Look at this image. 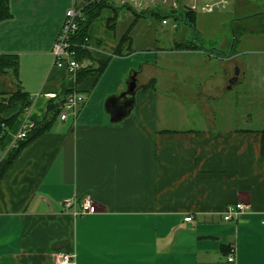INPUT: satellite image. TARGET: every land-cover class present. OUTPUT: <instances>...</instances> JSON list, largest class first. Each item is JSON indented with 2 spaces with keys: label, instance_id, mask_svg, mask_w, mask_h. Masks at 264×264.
<instances>
[{
  "label": "crops",
  "instance_id": "crops-1",
  "mask_svg": "<svg viewBox=\"0 0 264 264\" xmlns=\"http://www.w3.org/2000/svg\"><path fill=\"white\" fill-rule=\"evenodd\" d=\"M77 2L8 0L0 54L17 56L19 81L0 75V100L20 86L32 104L0 151L13 146L25 121L43 119L44 94L60 93L66 72L53 65L51 48ZM106 2L87 27L91 60L83 63L106 66L76 85L85 97L76 118H56L0 178V264H54L60 252L74 254L76 264H264V126L217 127L207 107L219 103L225 85L221 58L238 57L241 46L226 54L202 45L216 11L196 12L193 32L183 22L152 27L127 0ZM125 34L129 52L117 55ZM192 39L191 47L179 46ZM175 65L185 75L179 81ZM131 79L130 112L112 122L105 103ZM151 80L154 87H147ZM86 194L95 213L73 217L64 210V200ZM236 202L246 210L236 221L223 220L224 207ZM231 246L234 262L226 259Z\"/></svg>",
  "mask_w": 264,
  "mask_h": 264
},
{
  "label": "rangeland",
  "instance_id": "rangeland-1",
  "mask_svg": "<svg viewBox=\"0 0 264 264\" xmlns=\"http://www.w3.org/2000/svg\"><path fill=\"white\" fill-rule=\"evenodd\" d=\"M218 11V12H217ZM264 11V0H233L225 8L216 10L213 15L218 17L205 27L201 34L202 45L211 51L214 48L229 53L232 47L231 27L241 25L244 31L238 37L234 49H241V55L224 62L221 58L220 71L225 77V85L219 92L218 104L207 106L212 108L213 118L217 127H260L264 126V34L251 32L256 30V19L252 14ZM200 14L196 15L199 17ZM150 25L159 28L161 19L159 15H147ZM200 18V17H199ZM184 26V25H181ZM143 27H141L142 29ZM240 38L248 40L240 42ZM163 43V40H160ZM245 47V48H244ZM250 50L261 52L247 53ZM245 50L246 52H242ZM213 54H216L214 51ZM247 62V64L243 63ZM219 63V62H217ZM217 63L215 66H217ZM220 64V63H219ZM190 66L192 62L189 63ZM238 66L240 72L237 81L227 88V80L233 75L234 68ZM178 80L185 78L184 72L176 65ZM193 69L190 68V71ZM187 79V78H186ZM192 83V81H190ZM227 84V85H226Z\"/></svg>",
  "mask_w": 264,
  "mask_h": 264
},
{
  "label": "trees",
  "instance_id": "trees-1",
  "mask_svg": "<svg viewBox=\"0 0 264 264\" xmlns=\"http://www.w3.org/2000/svg\"><path fill=\"white\" fill-rule=\"evenodd\" d=\"M107 5L108 3L106 2V0H78L76 4V6L80 8L81 16L77 21V31L71 36L70 39L72 42V46L74 47L76 52V60L81 64V68L78 70L75 79L76 85L83 79L85 75L92 72L99 74L106 66V61L98 62L97 66L94 68L91 64L84 65L83 63L91 60L88 51L85 47V45H87V27L93 21V19H95L99 15L101 9ZM135 13L140 16L157 14L160 18L170 17L171 15L168 13L162 15L158 11H155L153 9L142 10L138 12L135 11ZM9 15L10 12L8 7V0H0V21L9 17ZM251 16L258 19L256 21V30H253L251 32L264 34V11H258L252 14ZM195 18L196 13L188 12L186 13V19L183 21V23L187 25L191 30H193V32L195 29ZM243 31L244 28L240 24L236 27H231L233 51L234 46L238 41V37L240 36V34H242ZM191 42H193V39L185 42V44H179V46L188 48L191 47L189 46ZM129 49L130 37L125 34L121 37L119 43L117 44L115 48V54H127L129 52ZM5 74H9L14 82L19 81L17 56L10 54H0V75ZM146 86L154 87L153 80H151V84H147ZM69 87H71V81L66 76V80L62 85V89L59 93L58 98L50 99L48 101L43 119L38 123H34V127L28 131L25 139L17 140L12 147L5 151L4 157L0 161V178L2 177L3 173L10 165L12 160L16 157L20 149L27 142L31 141L39 134L45 132L55 121V119L58 118L61 101L63 99L64 94L69 90ZM31 104L32 98L20 86L14 92L6 94L4 100H0V144L7 135L8 131L11 129L17 116L20 113L27 111L30 108Z\"/></svg>",
  "mask_w": 264,
  "mask_h": 264
},
{
  "label": "built area",
  "instance_id": "built-area-1",
  "mask_svg": "<svg viewBox=\"0 0 264 264\" xmlns=\"http://www.w3.org/2000/svg\"><path fill=\"white\" fill-rule=\"evenodd\" d=\"M127 2L132 8H135L138 11L163 9L164 14H171L170 17H172V20L169 22L168 17H163L161 22L163 24H169L172 29H175L179 23L186 19V13H210L225 8L230 4L231 0H212L203 2H198L196 0H127ZM80 16V8H78L76 4L67 10L59 33L51 48L53 55V65L63 67L67 78L71 81V87H69V90L64 94L60 104V111L58 113V118L60 120H65L68 117L74 120L79 109L85 102V97L83 94L76 89L75 79L78 70L81 68V64L76 60V52L70 40L71 36L77 31V21ZM44 95L49 100L57 99L59 96V94L56 92H49ZM33 127L34 122L25 121L16 134L14 143H16L17 140L25 139L28 131ZM4 154L5 152L0 151V161L3 159ZM62 205L64 210L73 217L91 214L97 211L96 204L89 194L82 196L80 200L66 199L62 202ZM246 208L247 205L243 202L228 204L222 211V218L225 221H236L243 214ZM184 220L190 221L191 217H185ZM262 223L264 224V219L262 220ZM226 259L229 262L235 261L234 246H231ZM54 264H76L75 255L65 252L57 253L54 258Z\"/></svg>",
  "mask_w": 264,
  "mask_h": 264
},
{
  "label": "water",
  "instance_id": "water-1",
  "mask_svg": "<svg viewBox=\"0 0 264 264\" xmlns=\"http://www.w3.org/2000/svg\"><path fill=\"white\" fill-rule=\"evenodd\" d=\"M239 73L238 67H235L234 75L228 80L227 88H230L232 84L237 81V75ZM136 91V81L131 79L127 83L126 91L121 94L120 97L113 96L107 99L105 103V109L110 114V120L112 122L121 121L130 112L133 103V95ZM129 96V98H127Z\"/></svg>",
  "mask_w": 264,
  "mask_h": 264
}]
</instances>
